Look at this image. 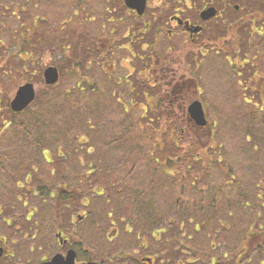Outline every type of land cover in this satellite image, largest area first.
<instances>
[{
    "label": "rangeland",
    "instance_id": "rangeland-1",
    "mask_svg": "<svg viewBox=\"0 0 264 264\" xmlns=\"http://www.w3.org/2000/svg\"><path fill=\"white\" fill-rule=\"evenodd\" d=\"M75 1L0 0V222L6 217L16 219L29 240L36 232L37 207H56L55 199H45L43 204L34 199L31 191L38 179L51 188L53 166L74 162L81 172L92 161L89 206L79 199L74 204L92 207L95 222H115L123 227V223L138 221L165 227L169 233L173 230V249L188 247L190 258L203 254L200 263L193 264H208L205 231L196 235L189 223L204 220L210 224L215 212V222L220 223L215 240L224 243L220 248L228 251L230 242L235 243L237 256L243 254L241 238L254 229L259 248L249 250L247 262L243 254L244 260L239 258L236 264H264V98L251 91L255 84L259 90L264 87V38L256 35L260 20L250 23L244 18L237 26L242 41L234 48L237 54L233 49L218 53L208 49L201 55L185 41L182 50H175L179 64L183 66L184 61L188 71L193 69L201 84L207 119L201 127L182 123L184 116L158 110L160 99L154 98L159 94L154 93H163L166 77L148 68L153 40L148 48L142 43L146 37L141 34L135 39L133 35L134 27L141 23L139 17L124 11L117 0H78L80 8ZM153 1L146 13L158 10L160 18L179 6L174 0H167L165 7L164 0L157 6L159 0ZM226 1L227 5L214 3L218 8L227 7L228 12L233 10L232 17L246 12L240 0ZM219 25L222 43L236 47L230 35L224 38V27ZM20 33H25L26 45L41 51L32 65L18 60L15 49ZM165 38V33H160L156 44L163 45L160 40ZM247 38L251 49L246 59L253 66H245L256 69L258 76H254L255 82L245 84L249 71L240 69L237 76L233 66L240 53L245 54ZM160 53L165 52L156 54ZM63 54L69 61L58 66ZM50 65L58 67L59 78L45 86L42 72ZM25 81L34 84L37 98L24 111L13 113L7 103ZM163 113L170 119L156 117ZM175 124L187 126L198 144L191 147L178 142L176 147L170 143L168 128L174 129ZM46 151L55 157L48 167L39 163ZM169 158L176 164L159 169ZM15 173L18 175L13 177L20 181L14 185L10 176ZM81 193L83 190H78L75 197ZM184 207L189 208L188 213H182ZM229 225L235 235L224 229ZM94 228V233L99 231L96 223ZM157 243L162 245L161 240ZM177 253L171 254L173 263L182 257ZM28 257L35 261L36 251ZM218 261L228 264L223 258Z\"/></svg>",
    "mask_w": 264,
    "mask_h": 264
},
{
    "label": "flooded vegetation",
    "instance_id": "flooded-vegetation-1",
    "mask_svg": "<svg viewBox=\"0 0 264 264\" xmlns=\"http://www.w3.org/2000/svg\"><path fill=\"white\" fill-rule=\"evenodd\" d=\"M105 1L108 2L109 0ZM117 1L123 6L124 11H128L129 14L132 13L134 16L139 17L141 23L138 26L135 25L136 27L133 29L135 32L133 35L137 37L135 39H139L142 34V36L146 37V42L142 43L148 46V48L149 41L151 39L153 40L152 49L154 53L152 55L149 54L152 62L148 65V68H153V70L166 77L164 84H162L164 87L163 93H154L159 94L154 99L159 98L161 100V110H168L176 116H185L187 122H191L187 117V104L193 100H200L202 102V87L201 84H198L197 74L193 73V69H189L188 71L186 68L189 66L184 61H182L183 66L179 64L180 61L178 55L174 53L175 50H182V45L185 41L188 43V46H191L194 50L196 49L201 55H203V51H207L208 49H212L215 53L228 49L235 51L234 48L237 49V44L239 45L240 43L239 40L237 43L235 42V34H238L236 27L242 25L245 21L244 18L250 20L255 15H262V13L246 12L238 15V17H232L233 10H231L232 12H228L227 7L225 9L218 8L214 3L217 2L219 4V1H221L227 5L229 1L227 2L226 0H200L199 5L195 0H174L179 4V6L173 7V11L175 12L172 13L170 11L171 13L167 17L160 18L159 16H162V14L159 15L158 10L156 12L151 11V13H146V9L149 8L151 0H146L145 9L140 14L136 10L129 8L125 0ZM75 2H77L78 6L80 5L78 0ZM160 3L161 0L155 3V5L157 6ZM167 3L168 1L164 0V3L161 4L165 7ZM209 7L216 9V12L213 16L203 20L200 12ZM187 9H191V12H187ZM233 9L236 8L234 7ZM160 10H162L161 7ZM165 11L167 12V10ZM121 13L124 14L125 12L122 11ZM145 15H150L148 20L144 19L146 17ZM217 19L221 20L220 23ZM219 24H222L221 26L224 27V38L230 35L229 37L235 43L236 47L233 44L229 46L226 43H222L220 36L221 27ZM133 25L128 28V31L130 28H133ZM204 31H208L206 32L207 36L204 35ZM162 32L166 36L164 40H160L163 45L156 44L158 36ZM238 38L240 39L239 34ZM205 39H207V43ZM138 45L141 46L142 50L144 49L142 44ZM159 47L161 49L157 51ZM157 52H165V55L163 53L156 54ZM246 71H249L250 75L245 80V84L255 82L253 80L257 70L247 68ZM240 73L242 71H238L237 76ZM187 74L190 75L188 76ZM92 83L89 82L91 85ZM263 88L259 90L258 85L255 84L251 88V91L256 92L259 98H264ZM203 109L206 113L204 105ZM54 159L55 157L49 151H46L39 157V163L48 167L50 163L54 162ZM61 165L64 167H61ZM79 170V166L74 162L66 166L62 163L55 167L53 166L52 173H54L55 180L51 188L50 186H46L42 179H38L35 188L31 191L33 192L34 199H37L38 203L41 201L42 204L45 202V199H55L56 207H37L35 205L38 209L37 217H35L36 222L34 221L36 232L29 240L24 238L23 230L18 227L16 219L13 220L6 217L5 221L0 222V264H45L54 256H59L58 258L62 260H66L67 258L69 260L70 257L72 258L71 264H87L91 262L98 264H193L196 261L200 263L201 260L199 258L203 254H194V258L188 257L187 245V248L184 249H173V230L169 233V230L165 229V227H157L156 224H146L138 221L123 223V227H120V224L115 222H95L91 215L92 207H78L74 204V200L79 199L83 204L89 206L90 193H92L89 178L92 174L91 172H93L92 161H89V165L85 168V171L79 172ZM77 173L80 175L78 176ZM16 175L18 174L15 173L10 176L14 181V185L15 181L17 183L20 181V178L13 177ZM61 176H64L62 181L59 180ZM14 187L18 188L17 185ZM46 187L48 190L45 189ZM78 190L80 192L83 190V193L75 197ZM183 210L189 211V208L184 207ZM25 217L29 216L25 214ZM215 218L216 215L213 212L212 222L210 224L204 223V220L201 223H195L192 220L189 224L193 225V231L196 235L202 229L205 231V238L208 239L206 240L207 245L210 248V253L207 254L208 264H220L218 261L220 258L228 261V264H236L237 255L235 243L231 244L230 242L228 251H224L220 248L221 244L224 246V243L220 244L215 240L217 233H219L217 224L220 226V223L215 222ZM148 219H150V216ZM25 220L29 222L27 218ZM95 223L99 226V231L94 233V229H97L94 228ZM203 223L206 225L201 227ZM231 228V225H229V227L224 229L230 230L231 235H235ZM17 231H20L21 237L15 236L19 234ZM161 234H164V237L161 238ZM183 234L182 232L180 236H183ZM100 235L101 237H99ZM191 237L190 234L187 235L188 239ZM32 239H34V242L30 243V240L33 241ZM160 240L162 242L161 246L157 243ZM114 241H116V244ZM162 246H164L163 251L159 250V248L162 249ZM216 247H219L218 250L215 249ZM34 251H36L37 256L35 261L33 260L34 258L28 257L29 253H34ZM174 252H178L177 255L181 254L182 257H176L173 263L171 254ZM26 254H28L27 258L24 257Z\"/></svg>",
    "mask_w": 264,
    "mask_h": 264
},
{
    "label": "trees",
    "instance_id": "trees-1",
    "mask_svg": "<svg viewBox=\"0 0 264 264\" xmlns=\"http://www.w3.org/2000/svg\"><path fill=\"white\" fill-rule=\"evenodd\" d=\"M240 1L242 2L243 8H244V10H246L247 13H250V12H252V13H262L261 16L255 15V16L251 17L250 20H249V22L252 23L253 21L260 20V27H257L258 30L257 31L255 30V31H256L257 37L261 36V37L264 38V25H263L264 24V0H254V2H256L257 4H259L258 6L251 4L247 0H245V1L244 0H240ZM20 35H21V37H19V39H18L19 41L17 42V47L15 49L17 51V53H18V56H17L18 57V60L25 61V62L26 61L31 62V65H32L36 61V59L38 60V57L40 56L41 51L38 50V48L37 49H34V48H32V46L26 45L27 44V40H25V33H20ZM234 38H235V42L236 43L238 42V40H239L240 44L242 43V41L238 38V34H235V37ZM248 38H249V34H248ZM248 38H247L248 45L246 46L245 54L243 55L242 53H240L239 59L236 58L237 59L236 60L237 63L236 64L234 63V66H233L234 69L236 68L237 72L238 71H241L240 69H243V68H245V70H246L247 69L246 68L247 64L249 65V67L250 66H253V64L248 63V60L246 59V55H247V53L251 49V48L249 49L250 45H249V39ZM29 45H31V44H29ZM234 53L237 54V51L234 52ZM23 54H26V57H23ZM66 60L69 61L68 57H65L64 54L61 55L60 58H59V60H58V62H57L58 66H59V63L62 64L63 62H66ZM242 61H244V63H241ZM4 72H6V71H4ZM7 73L8 72H6L4 74H7ZM65 93H68V91H65ZM159 101L161 103V100H159ZM159 107L160 108H158V110H161V104H160ZM165 116L166 115L164 113L163 114H157L156 115V117H158L159 119L165 118ZM37 118H38V116H37ZM166 118H169V117H166ZM37 121H40V120H37ZM168 123L171 126V122L168 121ZM182 123L189 124V122L186 121L185 116H184V122H182ZM19 125H21V124H19ZM174 127H175L174 129L173 128H168V133H169L168 139L170 140V143L174 144L176 147L178 146V142L187 143V144L191 145V147L194 146L195 144H198V142H195L196 139L194 137V134L190 130H188V127L187 126L181 124V126H178L177 127V124H175ZM174 138L177 139V141ZM159 140L161 141V139H159ZM161 142H164V141H161ZM158 147H160V146H158ZM158 149L160 150L161 148H158ZM150 158H152V157H150ZM155 161L156 162H159L158 156H156ZM170 163L176 164V160L175 159H171V158L167 159L164 163H162V165L160 166L159 169H162L164 167V165L165 166L171 165ZM170 167H172V166H170ZM166 169H167V167H166ZM167 170L169 172V169H167ZM183 209H182V213L183 212L184 213H188V210H185L184 211ZM182 215H184V214H182ZM184 217H185V215L183 216V218ZM246 231H247V229H246ZM252 232L253 233H249L248 231L245 232L244 233V237L241 238L242 239L241 240L242 241V244L241 245H243V247H241V248L246 250V251H244L246 253L243 252V254H245V258L244 259L246 260V262L251 257V256L250 257L248 256L249 255V253H248L249 250L250 251H253L254 249L259 248V244L255 243V241H256L255 236L257 237L258 235H256L257 233H254V229L252 230ZM252 246H254V248ZM251 248H253V249L251 250ZM243 254H239L237 256L236 263H237V259H239V258L242 259V255ZM236 255H237V250H236ZM244 259H242V260H244Z\"/></svg>",
    "mask_w": 264,
    "mask_h": 264
},
{
    "label": "water",
    "instance_id": "water-1",
    "mask_svg": "<svg viewBox=\"0 0 264 264\" xmlns=\"http://www.w3.org/2000/svg\"><path fill=\"white\" fill-rule=\"evenodd\" d=\"M126 5L129 8H132L137 11L138 14L144 11L146 0H125ZM216 12V9L213 7H209L206 9H203L200 12L201 18L207 19L211 16H213ZM55 66H47L43 70V81L45 84H53L58 80V70ZM35 88L34 85L31 82H25L24 84H21L17 87L16 91L14 92V95L10 102L8 103L10 106V109L14 112H18L23 110L25 107H27L35 98ZM188 114L190 119L193 120V122L197 126H204L206 125L207 121L205 118V113L202 107V104L199 100H194L190 104H188ZM59 256H54L50 258L51 260L46 262L45 264H71L72 258L69 257L66 260H62L61 258H58ZM87 264H98L96 262H91Z\"/></svg>",
    "mask_w": 264,
    "mask_h": 264
}]
</instances>
